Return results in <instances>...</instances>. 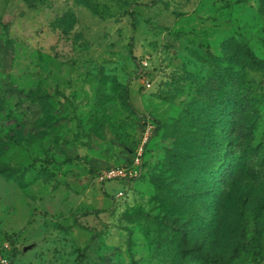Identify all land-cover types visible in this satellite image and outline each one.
Here are the masks:
<instances>
[{
    "label": "rangeland",
    "instance_id": "rangeland-1",
    "mask_svg": "<svg viewBox=\"0 0 264 264\" xmlns=\"http://www.w3.org/2000/svg\"><path fill=\"white\" fill-rule=\"evenodd\" d=\"M246 49L264 63V0H0L11 264H264Z\"/></svg>",
    "mask_w": 264,
    "mask_h": 264
},
{
    "label": "trees",
    "instance_id": "trees-1",
    "mask_svg": "<svg viewBox=\"0 0 264 264\" xmlns=\"http://www.w3.org/2000/svg\"><path fill=\"white\" fill-rule=\"evenodd\" d=\"M245 57H244V61L251 65L252 67H254V69L256 70H260L261 67L263 66V61H260L259 59H257L256 57H254V55L250 52V50L246 49L245 50ZM243 137H244V143L242 145V149H241V158H240V164L242 162H244V160L247 158V156L249 157V159L251 161L256 159V156L258 155V152L260 150V148L262 147L264 141L262 139H260L259 141L254 143V133L252 132V130H245L243 132ZM258 166L260 167H264V155L258 159L257 162ZM14 250V248H11L10 251V264H11V255H12V251Z\"/></svg>",
    "mask_w": 264,
    "mask_h": 264
},
{
    "label": "built area",
    "instance_id": "built-area-1",
    "mask_svg": "<svg viewBox=\"0 0 264 264\" xmlns=\"http://www.w3.org/2000/svg\"><path fill=\"white\" fill-rule=\"evenodd\" d=\"M142 154V147H139L137 156L135 157L136 164L140 161V156ZM131 174V170L129 168L121 170H109L107 172L108 177H117V176H123L125 174ZM11 245L4 241L0 243V264H10V251H11Z\"/></svg>",
    "mask_w": 264,
    "mask_h": 264
}]
</instances>
